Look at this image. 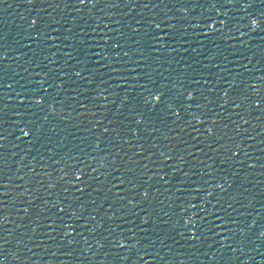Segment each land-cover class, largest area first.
Here are the masks:
<instances>
[{"label": "water", "instance_id": "water-1", "mask_svg": "<svg viewBox=\"0 0 264 264\" xmlns=\"http://www.w3.org/2000/svg\"><path fill=\"white\" fill-rule=\"evenodd\" d=\"M0 264H264V0H0Z\"/></svg>", "mask_w": 264, "mask_h": 264}, {"label": "snow or ice", "instance_id": "snow-or-ice-1", "mask_svg": "<svg viewBox=\"0 0 264 264\" xmlns=\"http://www.w3.org/2000/svg\"><path fill=\"white\" fill-rule=\"evenodd\" d=\"M157 99H159V98L157 97Z\"/></svg>", "mask_w": 264, "mask_h": 264}]
</instances>
